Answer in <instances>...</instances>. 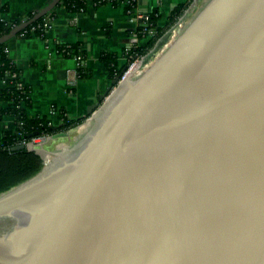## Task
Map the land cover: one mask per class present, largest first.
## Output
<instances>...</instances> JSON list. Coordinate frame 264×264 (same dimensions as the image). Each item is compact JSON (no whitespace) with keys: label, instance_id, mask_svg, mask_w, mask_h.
<instances>
[{"label":"water","instance_id":"obj_1","mask_svg":"<svg viewBox=\"0 0 264 264\" xmlns=\"http://www.w3.org/2000/svg\"><path fill=\"white\" fill-rule=\"evenodd\" d=\"M113 84L74 145L12 149L53 157L0 195V264H264V0H208Z\"/></svg>","mask_w":264,"mask_h":264},{"label":"crops","instance_id":"obj_2","mask_svg":"<svg viewBox=\"0 0 264 264\" xmlns=\"http://www.w3.org/2000/svg\"><path fill=\"white\" fill-rule=\"evenodd\" d=\"M51 1L0 0V18L8 26L14 27ZM186 1L142 0L138 7L142 12L159 13V27L165 31L161 39L163 42L176 24L188 16L192 7L201 5L202 8L208 0H193L184 13L173 21V12ZM126 2L127 0H108L106 4L97 7L88 3L86 12L82 14L67 12L59 5L53 11L52 28L42 36H18L7 43L8 55L21 71L22 84L31 88L32 108L28 111L29 117L45 116L55 125L62 124L59 117L50 115L51 109L56 108L63 109L69 120H84L89 115V109L104 101V97L114 88L116 79L110 76L100 57L103 53L116 55L120 69L126 64L124 51L133 30V25L126 16ZM76 44L85 50L84 68L89 76L82 78L78 75L71 88L69 80L74 78L77 62L73 57L62 56L58 47ZM3 88L4 82L0 79V94ZM5 105L0 102V108ZM15 128V118L5 116L0 120V138L5 132L14 131ZM75 129L60 130L52 135L45 150L50 151L55 143L73 141L78 137Z\"/></svg>","mask_w":264,"mask_h":264},{"label":"trees","instance_id":"obj_3","mask_svg":"<svg viewBox=\"0 0 264 264\" xmlns=\"http://www.w3.org/2000/svg\"><path fill=\"white\" fill-rule=\"evenodd\" d=\"M97 6L106 4L108 0H100ZM99 2V0H94ZM115 4L114 1H111ZM193 0H187L184 5L179 7L173 12L174 18L180 17L184 11L189 7ZM67 12L78 13L80 9L87 10L88 0H62L60 3ZM96 6V7H97ZM31 15L30 17H32ZM54 17V13H50L46 17ZM42 18L18 36H42L45 32L37 28L44 22ZM158 12L150 13V22L153 24L154 30L157 32L156 36L147 41L138 51L142 57L149 55L150 52L155 50L159 42L165 35V31L159 27L158 21L160 20ZM12 27L8 26L0 18V36L9 32ZM37 28L35 31L32 29ZM161 43V42H160ZM67 46H59L58 52H61ZM7 44L0 46V79L4 81V88L0 94V102L6 105L0 108V120L5 116H11L16 120V128L14 131H7L0 138V195L8 192L23 182L37 175L43 165V158L35 151H29L27 148L23 150L13 151L16 146L21 145L24 140H30L34 137L41 136L42 134L54 135L58 131H68L71 128H76L81 124L83 119L78 121L69 120L64 118L62 124L49 126L51 119L47 117L32 118L28 116V111L32 108L31 88L21 82V71L14 61H12L6 53ZM65 56L67 57H82L85 58V50L79 44L72 45L66 50ZM100 61L108 68L110 76L117 79L122 73L123 69L118 68L117 56L109 53H103ZM79 76L86 78L89 75L85 73L84 66L78 68ZM56 109V108H54ZM65 113L63 109H58Z\"/></svg>","mask_w":264,"mask_h":264},{"label":"built area","instance_id":"obj_4","mask_svg":"<svg viewBox=\"0 0 264 264\" xmlns=\"http://www.w3.org/2000/svg\"><path fill=\"white\" fill-rule=\"evenodd\" d=\"M142 0H127L126 2V16L128 21L133 25V30L130 34V39L127 45V48L124 51V58L126 62V66L123 69L120 76L116 79L118 83H122L125 81L128 77L136 78L143 74V72L149 68V66L160 56L164 51L169 47V45L177 39L180 34L187 28V26L190 24V22L194 19V17L197 15V13L201 10V5H197L196 7H192L190 9V12L188 16H186L184 19H182L180 22L176 24V26L168 33L165 40L162 42V40L159 42V45L151 55H147L145 57H142L139 53V49L144 46V43L151 40L153 37L156 36L157 32L154 30L153 24L150 22V12H142L139 10L138 4ZM207 1V0H206ZM88 3H92L93 6H97L101 1L94 2V0H88ZM85 9H80V11L76 14H82L85 13ZM54 21V17H46L44 19V22L39 25L37 28L42 29L44 32L48 31L52 28V23ZM37 28L32 29V31H35ZM70 46H67L65 49H63L61 52H59L62 56H65L66 50H68ZM6 53H8V49L5 50ZM160 53L158 54V52ZM158 54V57L156 55ZM156 57V58H155ZM154 61L151 63V60ZM77 62L76 69L74 70V78H71L69 80V87L73 88L76 82V77L79 75L78 68H81L84 66V59L80 57L75 58ZM4 82V81H3ZM50 115L52 117H59L61 122L64 120L67 115L65 113H62L58 109H51ZM94 115H88L84 118V120L81 122L80 125L76 127V132L78 134V137L75 138L72 143H75L81 135L85 133L93 124L94 122ZM54 122L51 120L49 122V126H53ZM52 135L49 134H42L41 136L34 137L30 140H24L21 145H24L26 147L32 145L33 149L35 151H41L42 149H45L46 145L51 140ZM70 145V144H69ZM67 143H55L53 147L51 148L50 152H54L57 150H60L62 148H65L69 146ZM72 145V144H71ZM45 154L43 157V162L49 161L52 159L51 153ZM44 166V165H43Z\"/></svg>","mask_w":264,"mask_h":264},{"label":"rangeland","instance_id":"obj_5","mask_svg":"<svg viewBox=\"0 0 264 264\" xmlns=\"http://www.w3.org/2000/svg\"><path fill=\"white\" fill-rule=\"evenodd\" d=\"M160 53V51L158 52V54ZM158 54L156 55V57H158ZM152 56V55H151ZM155 57V58H156ZM154 61V59L153 60H151V63ZM76 131V130H75ZM78 141V140H77ZM68 144H70V146H71V144L72 145H74L75 143H72V141H69V142H67Z\"/></svg>","mask_w":264,"mask_h":264}]
</instances>
